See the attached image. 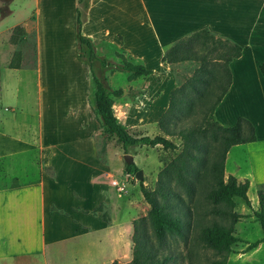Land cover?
<instances>
[{
	"label": "crops",
	"instance_id": "0c3cea01",
	"mask_svg": "<svg viewBox=\"0 0 264 264\" xmlns=\"http://www.w3.org/2000/svg\"><path fill=\"white\" fill-rule=\"evenodd\" d=\"M86 1L87 8L79 0H12L0 10V36H11L20 26L35 43L31 68L12 69L10 62L4 67L0 57V87L5 79L14 81L13 96L29 83L30 99L25 97L34 104L33 113H0V264H49L48 256H58L72 241L81 264H100L101 248L110 249L107 259L127 248L134 219L121 216L131 200L128 189L120 194L110 186L116 181L112 151L106 148L104 158L100 154L102 128L93 110L90 67L78 53V10L82 33L98 59V53L113 48L154 72L128 81L141 84L136 98L143 120L157 121L167 109L176 85L161 59L175 42L207 29L239 45L241 56L229 64L231 84L213 116L223 127L238 118L253 125L256 140L231 147L224 172L239 183L248 181V191L256 184V195L264 188V0ZM237 148L247 168L241 171L234 161L227 171Z\"/></svg>",
	"mask_w": 264,
	"mask_h": 264
},
{
	"label": "trees",
	"instance_id": "16d2710c",
	"mask_svg": "<svg viewBox=\"0 0 264 264\" xmlns=\"http://www.w3.org/2000/svg\"><path fill=\"white\" fill-rule=\"evenodd\" d=\"M11 1L0 0V5L6 6ZM82 3L87 8V1L79 0V4ZM23 34V28L17 26L12 30L11 39L17 41ZM76 36L79 58L90 67L94 87L93 110L103 132L116 138L125 154H129L131 148L141 146H161L164 151H179L159 171L153 190L140 184V192L150 209L146 217L133 221V253L131 261L126 264H170L175 259L173 251L168 249V241L174 237H184L185 227L189 224L184 218L192 214L180 192L189 200L200 195L208 205L214 206L204 213L207 216L231 218L229 226L212 222L201 226L199 230L202 245L222 256V259L211 261L210 264H226L232 246L239 242L234 235V225L240 218L232 212L235 208L234 198L242 199L248 207L250 200L247 195L248 181L239 183L231 175L225 177V158L231 147L252 143L256 136L248 120L238 118L233 126L223 127L213 114L231 84L229 64L241 56L242 48L230 40L216 37L207 29L197 31L170 46L161 60L169 65L172 72L174 66L184 63H195L197 67L172 90L167 109L157 120L159 135L135 136L119 123L109 92L95 76L91 62L98 60L103 68L115 67L127 73L128 81L147 77L154 72L142 64L126 61L122 55H119L122 59L120 65L98 59L91 40L82 33L79 10ZM19 66L20 54L14 53L9 68L17 69ZM260 70L264 74V64ZM122 94L121 89L113 92L116 98ZM138 170L134 163L125 166L128 176H135ZM257 199L259 210L255 212V217L261 226L263 238L250 244L249 250L256 249L264 242L263 187L257 190ZM111 264L121 263L113 261Z\"/></svg>",
	"mask_w": 264,
	"mask_h": 264
},
{
	"label": "rangeland",
	"instance_id": "374dc122",
	"mask_svg": "<svg viewBox=\"0 0 264 264\" xmlns=\"http://www.w3.org/2000/svg\"><path fill=\"white\" fill-rule=\"evenodd\" d=\"M0 9L3 6L0 5ZM32 25V24H30ZM24 32L23 36H20L17 41L11 39L10 34L0 36V57L3 61L2 66L7 67L8 62L13 59L14 53L20 54V64H25L27 68H31L35 65V43L32 34H28L26 37ZM107 53H98L99 57L105 60H109L113 65L122 64V59L119 55H122L120 50L111 49L106 51ZM123 56V55H122ZM124 58V57H123ZM93 71L95 76L105 85L109 92V97L112 102V107L115 110L116 117L121 125L129 129L131 134L135 136H149L154 137L159 135L157 128V121L143 120L142 115L145 111H141V104L138 103L137 95L142 93L139 90L141 84L137 82H128L127 73L119 71L115 67H107L105 70L103 67L92 61ZM89 65V64H88ZM197 67L195 63H184L173 67V76L175 85L182 82L185 78L189 77L193 70ZM91 74V73H90ZM162 81V79H159ZM156 82V80H155ZM28 85L29 91V83ZM165 87H168L169 83L166 81L162 83ZM14 81L9 82L5 79V88L0 87L2 93V100L0 101V113L2 115L21 114L23 111L33 113L34 104L29 100V95L26 86L23 85L19 89V93L13 96L10 89L13 90ZM175 86V87H176ZM117 89L123 91L122 96L116 98L113 96V92ZM6 90V91H5ZM128 93H124L127 92ZM28 96L25 97V96ZM132 102L134 106L132 105ZM137 104V105H136ZM22 117V116H18ZM30 124L35 126L36 121H29ZM101 140L99 145L101 146L100 154L102 158L105 157L106 148H109L112 152V172L114 179L117 181L122 190L115 189L118 193H126L125 196L131 200V209L129 212H125L121 218L129 220L133 217L134 220L146 217L149 211L148 204L144 201L140 192V184L142 183L146 188L153 190L156 185L157 175L163 166L169 162L179 151L170 152L164 151L161 146L153 148L141 146L138 148H131L129 154H125L120 143L114 137H109L102 130ZM179 143L178 140H174ZM240 148L233 150L231 158L226 164V170H231L233 162L237 161L240 165V170L243 171L247 168L244 156L238 152ZM116 155V156H114ZM135 156L133 163L136 167L142 171L143 179L139 181L135 176H128L123 173L125 171L124 156ZM117 159V160H116ZM41 162L38 160V171L41 172ZM47 174H51V171L44 168ZM226 177V176H225ZM15 183V182H13ZM257 185L248 191V199L250 200V207L246 206L244 201L240 198H234L235 208L232 212L237 213L240 218L234 225V235L239 239V242L232 246L231 253L226 257V264H264V242L258 245L256 249L249 250L248 246L256 241H260L263 238V232L259 222L255 217V212L259 210L258 199L256 195ZM186 205L191 209V217H185L184 220L189 222L185 227L184 237H174L168 241V249L173 251L175 259L170 264H210L211 261L220 260L222 256L217 255L213 250L205 248L199 240V230L201 226L217 222L218 224L229 226L231 224V218H220L216 215L204 214L207 210L214 208L212 205H208L200 195H196L193 200L186 199L183 192H180ZM221 207V206H218ZM130 227V226H129ZM147 231L148 225H146ZM132 227L127 241V248L119 250L115 256L107 259L110 256V249L104 250L103 257L100 264H111L113 261H117L121 264H126L131 261L133 253L132 243ZM72 242H67L60 247V254L58 256H48L49 264H81L77 261L79 254L73 246ZM87 243H91L88 241ZM96 251L97 248H94ZM92 250V249H91ZM94 253V250H93ZM78 254V255H77ZM107 259V260H106ZM82 264H89L88 261Z\"/></svg>",
	"mask_w": 264,
	"mask_h": 264
},
{
	"label": "water",
	"instance_id": "95a60500",
	"mask_svg": "<svg viewBox=\"0 0 264 264\" xmlns=\"http://www.w3.org/2000/svg\"><path fill=\"white\" fill-rule=\"evenodd\" d=\"M124 161L126 165H131L133 163V157L131 155H125L124 156ZM142 171L138 170L137 173L135 174V178L138 179L139 181H142L143 175Z\"/></svg>",
	"mask_w": 264,
	"mask_h": 264
},
{
	"label": "built area",
	"instance_id": "2783aa9c",
	"mask_svg": "<svg viewBox=\"0 0 264 264\" xmlns=\"http://www.w3.org/2000/svg\"><path fill=\"white\" fill-rule=\"evenodd\" d=\"M110 186H113V187H116V188L119 189V190H122V188L119 187V185L117 184L116 181L111 182V183H110Z\"/></svg>",
	"mask_w": 264,
	"mask_h": 264
}]
</instances>
